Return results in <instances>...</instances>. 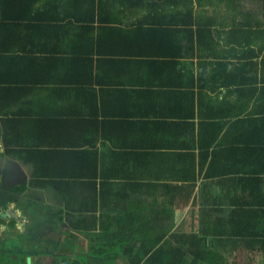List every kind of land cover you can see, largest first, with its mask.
Instances as JSON below:
<instances>
[{
    "label": "trees",
    "instance_id": "trees-1",
    "mask_svg": "<svg viewBox=\"0 0 264 264\" xmlns=\"http://www.w3.org/2000/svg\"><path fill=\"white\" fill-rule=\"evenodd\" d=\"M240 1L0 0L1 156L16 155L22 162L32 166L27 185L20 183L8 186V203H14L15 196L23 193L27 186L48 188L54 198L63 204L59 210L62 214L64 210L71 211V201L66 191L70 181H94L92 179L99 177L102 185H109V181H112L109 179L130 177L120 174L126 169H137L141 164L146 169L153 167L155 158L164 155L154 152V149L170 146L160 144L167 139L157 137L176 132V135L185 139L187 132L192 129V124L183 119H187V111H191L188 104L193 102V88L206 87L210 91L230 87L234 91V88H237L241 94V111H245L248 103L254 98L252 103H261L263 108L258 105V110L252 108L246 113L264 117V87L259 88L258 98L252 93L245 94L244 89L239 90L242 85L251 86L255 82V79H244L245 72L254 71L257 65L252 59L260 56L259 70L264 72V27L261 26L264 24V15L260 12L259 16L256 13L255 16L242 13L238 10ZM193 2L201 9L207 5L215 8L220 3H224L223 6L227 9L233 6L232 14H227L228 24L225 15L193 12ZM127 3L129 8L135 11L134 16L127 14V17H124L122 8ZM139 11L146 13L137 17L136 13ZM128 16H136V19L125 23L124 20ZM179 26L180 28H177ZM213 26L221 28L217 31V38L213 37L216 31L212 32L210 29ZM223 26L229 28L224 31ZM170 38L173 43L169 40L168 45L174 47L171 50L173 53H162L165 49H159L162 40ZM258 41L262 43L257 45ZM172 58L185 61L169 62ZM193 58L196 59L198 68L209 67L208 76H205L202 70L194 75L191 62ZM209 58L211 59L205 61ZM228 59L236 61L235 64H230L233 66L231 70L227 69ZM64 60L69 66L59 73L54 64ZM246 61L249 62L245 63ZM65 71L66 79L63 80L61 76ZM51 77L59 78L50 82ZM33 85L48 86L51 90L60 92L79 89L77 103H81L82 110L63 112L64 118L62 121L56 120L59 121L58 128L53 129L72 131L82 137L81 141L58 142V134L55 135L56 141L54 138L44 142H32L34 137L23 141L19 133L11 129L15 126L12 124L20 125L21 131L23 126L26 131L29 129L31 123L24 122L25 119L20 117L23 114L19 112V103L23 90L28 91ZM129 86L134 89H122ZM84 88H88V93L84 92ZM164 90L170 92L175 98V103L183 105V109L176 108L177 106L163 98L161 93ZM131 91L140 92L144 100L141 103V112H136V117L148 118L143 122V125L146 123V126H149L148 138L140 134L124 137L130 130H121L122 125H126L124 120L104 121L97 118L113 117V113H108V108L123 94L129 95ZM146 94L148 102L144 99ZM182 96L187 99L186 102L180 101ZM198 97L202 98L203 95L198 93ZM148 105L158 108L157 112L148 114ZM164 108L170 111L166 113ZM50 121L33 120L39 128L41 126L47 132L49 131L46 126H49L47 124ZM118 128H121L120 135L117 134ZM97 142L99 146H96ZM248 143L250 142L244 141V147H247ZM209 144L210 142L198 145L205 157ZM254 145L258 147L253 150L263 148L264 141L261 144L255 142ZM192 147L191 145L190 148ZM183 150L184 148L181 153L173 154L179 162L185 163L187 154L183 153ZM219 151L227 152L226 149ZM242 152L248 153L246 149ZM262 156L263 154L260 158ZM243 159L244 162L248 160L245 155ZM218 160L216 158L215 162H210L204 177L223 176V172L214 171L218 169L217 165L225 167V164ZM225 163L227 165L228 162ZM251 167L252 164L248 170ZM98 168L99 173L96 174ZM183 172L185 169L181 174ZM246 172L249 171H244V174ZM177 178L186 181L187 176L183 174ZM41 215L40 213L39 216ZM37 216L38 212L35 214V217ZM36 219V225L45 223L42 217ZM151 226L147 224L148 238L145 237V242H140L145 250L141 251V255H138L132 264H139L146 253L147 258L140 264H188L184 252L187 243L185 235L170 233L166 237L168 231L167 227H164L161 235L154 239L150 233ZM9 227L14 228L13 220H10ZM28 229L29 227L25 228ZM163 237V242L154 248ZM138 248L139 246L137 250ZM211 257L208 256L213 259ZM208 261L212 264V260ZM22 262L24 263V260ZM59 263L54 259L51 264Z\"/></svg>",
    "mask_w": 264,
    "mask_h": 264
},
{
    "label": "crops",
    "instance_id": "crops-1",
    "mask_svg": "<svg viewBox=\"0 0 264 264\" xmlns=\"http://www.w3.org/2000/svg\"><path fill=\"white\" fill-rule=\"evenodd\" d=\"M129 3L122 8L124 17H127V14L135 15V11L129 8ZM223 4L220 3L215 8L210 5L202 6L203 9H201L193 2L192 11H199L201 14L225 15V21L228 24L229 15L227 14H232L233 6L227 9ZM238 10L242 13L254 14V16L255 13L258 14L257 16L264 15V1L241 0ZM145 13V11H139L136 14L139 17ZM134 19L136 16L133 18L128 16L124 22L128 23ZM261 26L264 27V24ZM223 27L224 31L229 28V26ZM210 29L212 32L216 31L213 37L217 38V31L221 28L213 26ZM259 29L263 30V28ZM169 40L173 43L171 38L162 40L161 48L159 47L161 50L165 48L162 53H173L171 50L174 47L168 45ZM260 43L262 41H258L257 45ZM178 59L172 58L169 62L181 61L183 63L185 61ZM259 59L260 56L252 59L251 61L257 64L254 71L250 70L244 74V79H255V82L251 86L239 87V90L244 89L245 94L252 93L254 97H257L259 88L264 87V81H262L264 72L259 70ZM232 60H227L228 70L233 67L230 64L236 63ZM191 62L194 75L201 70L204 71L205 76L209 75L208 66L198 68L195 58L191 59ZM247 62L249 61L245 63ZM67 66L69 65L65 60L54 64L59 73L67 69ZM52 73L55 72L52 71ZM65 73L66 71L63 74L64 77L60 75L63 80L66 79ZM57 78L59 77H51L49 80L51 82ZM29 88L32 89L23 90V97L19 103V112L23 114L20 117L25 119L24 122L31 123L28 126L29 129L26 131L23 126V131H21L20 125L16 124H12L15 126L11 129L18 132L23 141L34 137L32 142H44L54 139L56 134H58V142L81 141L82 137L72 131L53 129V127L58 128V122L64 118L63 112L82 110L81 103H77L79 89L60 92L51 90L48 86L33 85ZM87 89L84 88L85 93H88ZM122 89L134 88L129 86ZM232 89L231 87L229 89L218 88L210 91L206 87L204 89L193 88V102L188 104L191 111H187L189 117L183 119L192 124V129L187 132L185 139L176 135V132L157 137L167 139L166 142L161 141L160 144L170 146L154 149L156 150L154 152L164 155L155 158L154 164L150 163L154 165L153 167L146 169L141 164L137 169H126L120 174L130 177L109 179L112 180L109 181V185H102L99 177L92 179L94 181H79L80 183L70 181L71 184L66 187V191L71 201V211L64 210L61 214L59 210L63 204L54 198L48 188L27 186L23 193L15 196L14 203H8V195H1L0 214L4 217L0 216V254L12 251L10 247L3 248L4 240L14 241L24 238V241H30L29 243L22 241L21 248L36 246V248L39 247L37 248L39 251L17 256L18 263L19 258L23 261L24 257L29 255L28 264H51L54 259L60 262L59 264H132L138 255H141V251L145 250L140 242H145L148 238L147 224H151L150 233L154 239L161 235L164 227H167L168 231L166 237L170 233L185 235L187 243L184 252H186L185 260L188 264H209L208 260H212V264H264V147L253 150L258 147L254 145L255 142L261 144L264 141V117L246 113L252 108L258 110V105L262 108L263 106L261 103L253 104V98L245 111H241L239 104L241 94L237 88H234V91ZM129 93V95L123 94L112 107L108 108V113H113V117L98 116L97 118L104 121L124 120L126 125H122V129L118 128V135H120V129H130L124 137L140 134L148 138L149 126H146V123L143 125L144 119L146 122L148 118L138 119L136 117V112H141V103L144 100L138 91ZM169 93L164 90L161 96L177 106L176 108L183 109V105L176 104L175 98ZM198 93H201L203 97L199 98ZM144 99L149 101L147 94ZM181 100L182 102L187 101L183 96L180 97ZM148 109V114H153L158 110L150 105ZM164 109L166 113L170 111L167 108ZM124 114L126 116H123ZM37 119L51 120L47 124L49 126H46L49 132L41 126L39 128L36 122H33ZM244 141L250 142L247 147H244ZM209 142L205 157L202 148L198 145ZM98 143L96 146H99ZM191 145L192 148H190ZM183 148V153L187 154L185 163L179 162L173 154V152L181 153ZM225 149L227 152L219 151ZM243 149H246L248 153H243ZM1 152L0 143V191L2 192L1 187L7 190L11 185L20 183L27 185L30 181L32 166L22 162L16 155L1 156ZM243 155L248 158L247 162H244ZM216 158L224 163L225 167L217 165L218 169L214 171L223 172V176L204 177L210 162H215ZM225 162H228L227 165ZM250 164L252 167L248 170ZM183 169L185 172L181 174ZM246 170L249 172L244 174ZM97 173H99V168L96 169ZM183 174L187 176L186 181L177 178ZM249 177L251 178L247 180ZM33 194L35 200L32 199V204L26 207L28 196ZM29 207L32 209L31 212L28 210ZM37 212L38 216L35 217ZM42 212L43 216H39ZM40 217L45 220V223L36 225V218ZM10 220L14 221V228L9 227ZM17 226L24 229L22 233L16 230ZM27 227L29 229L25 230ZM44 229L49 234L46 238L56 243V249L50 246L49 253L41 251L40 247L44 245L38 241ZM31 232L34 234L32 238L29 236ZM163 240L164 237L160 238L154 248ZM147 254L142 257L140 263L145 261ZM206 254L212 256L213 259H209ZM59 255L64 258H59Z\"/></svg>",
    "mask_w": 264,
    "mask_h": 264
},
{
    "label": "rangeland",
    "instance_id": "rangeland-1",
    "mask_svg": "<svg viewBox=\"0 0 264 264\" xmlns=\"http://www.w3.org/2000/svg\"><path fill=\"white\" fill-rule=\"evenodd\" d=\"M6 180H4V182H5ZM3 182V183H4ZM2 183V184H3ZM5 184H7V182H5ZM1 190H2V192L0 191V196L1 195H3V194H6V195H8V193H7V190H5L4 189V187H1ZM35 192V191H34ZM28 193L30 194V192L28 191ZM32 199H33V201L35 200V195L33 194V195H30V196H28V202H27V204H26V207H27V205L29 204V205H31L32 204ZM35 206V205H34ZM28 210H30V212L32 211V209H31V207H29L28 208ZM30 212H28V213H30ZM42 216H43V212H42ZM29 224V223H28ZM27 224V225H28ZM46 225V224H45ZM16 230L19 232V233H22L23 232V228L21 227H19V226H17V228H16ZM13 233H15V232H13ZM45 233V234H44ZM44 233L42 232V235H41V237L39 238V242H42L43 243V245L44 246H42V244H40V246H42V247H40V249H41V251H45L46 253H49L48 251H51V250H49L50 249V246H53V249H56V243H55V241H51L50 242V239L49 238H46V237H49V234L46 232V229H44ZM44 234V235H43ZM33 233L31 232V233H29V236L32 238L33 237ZM22 241H24V238L23 239H21V240H19V239H16V240H14V241H8V240H4L3 241V248H7V247H10L11 249H12V251H9V252H7L6 254H0V264H23V262H22V260H21V258H19V263H18V261L16 260L17 259V256H21V254H30L31 252L32 253H35V252H38L39 250L37 249V248H39V247H37L36 248V246H28V248L26 247V248H21V246L23 245V243H22ZM29 241L30 240H25L24 242H27V243H29ZM63 243H68V242H63ZM2 245H1V247H2ZM28 245V244H27ZM38 245H39V243H38ZM58 249H59V247H58ZM57 249V251H60V250H58ZM23 257V256H22ZM27 257H29V255H27V256H25L24 257V264H26V258ZM59 258H64V256H58ZM58 259V258H57Z\"/></svg>",
    "mask_w": 264,
    "mask_h": 264
},
{
    "label": "water",
    "instance_id": "water-1",
    "mask_svg": "<svg viewBox=\"0 0 264 264\" xmlns=\"http://www.w3.org/2000/svg\"><path fill=\"white\" fill-rule=\"evenodd\" d=\"M0 216H1V217H4L3 214H0ZM28 263H29V257L26 258V264H28Z\"/></svg>",
    "mask_w": 264,
    "mask_h": 264
}]
</instances>
